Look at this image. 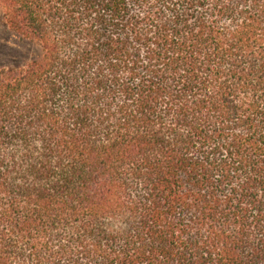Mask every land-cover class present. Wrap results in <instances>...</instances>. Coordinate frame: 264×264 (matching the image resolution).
<instances>
[{"label": "trees", "instance_id": "1", "mask_svg": "<svg viewBox=\"0 0 264 264\" xmlns=\"http://www.w3.org/2000/svg\"><path fill=\"white\" fill-rule=\"evenodd\" d=\"M0 13V264H264V0Z\"/></svg>", "mask_w": 264, "mask_h": 264}, {"label": "rangeland", "instance_id": "2", "mask_svg": "<svg viewBox=\"0 0 264 264\" xmlns=\"http://www.w3.org/2000/svg\"><path fill=\"white\" fill-rule=\"evenodd\" d=\"M37 48L36 44L14 31L0 13V70L28 62L35 57Z\"/></svg>", "mask_w": 264, "mask_h": 264}]
</instances>
